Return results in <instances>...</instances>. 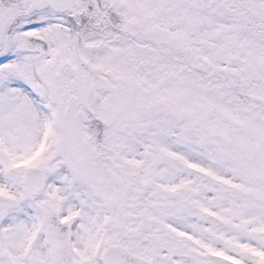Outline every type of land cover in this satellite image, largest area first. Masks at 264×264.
Instances as JSON below:
<instances>
[{"label": "snow or ice", "instance_id": "1", "mask_svg": "<svg viewBox=\"0 0 264 264\" xmlns=\"http://www.w3.org/2000/svg\"><path fill=\"white\" fill-rule=\"evenodd\" d=\"M0 264H264V0H0Z\"/></svg>", "mask_w": 264, "mask_h": 264}]
</instances>
